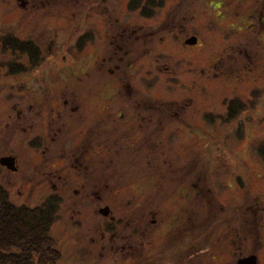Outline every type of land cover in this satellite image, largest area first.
<instances>
[{"label": "rangeland", "instance_id": "obj_1", "mask_svg": "<svg viewBox=\"0 0 264 264\" xmlns=\"http://www.w3.org/2000/svg\"><path fill=\"white\" fill-rule=\"evenodd\" d=\"M258 1L250 11H245L250 1L244 3L246 17H256L244 21L237 0H158L159 8L155 5L148 12L150 18L140 10L149 0H140L137 10L130 6L131 0H27L25 4L0 0V40L11 34L33 41L42 51L35 71L15 76L9 74V65L28 66L29 58L0 46V159L14 155L19 160L15 172L0 164V183L18 206L33 208L53 196L60 198L58 218L51 228L62 256L59 264H173L178 231L182 245L196 243L195 258L184 259V264H237L262 246L263 239L256 242L255 234L239 232L237 227L242 217L255 221L246 208L257 198L264 209L261 182L249 196L243 188L233 187L235 175L241 169L246 172L244 165L257 172L250 155L264 144V28L257 20L264 14V1ZM82 37L85 42L80 47ZM192 37L197 44L187 45L185 41ZM241 48L254 56L252 72H248V60H241V80L235 72L216 69L219 59L227 62ZM227 79H232L231 86L224 82ZM208 81L218 90L211 97ZM236 98L248 102L241 122H221L227 110L224 103ZM172 113L179 115L173 121L168 118ZM206 113L217 115V120L206 121ZM139 114H148L154 120L151 126L160 119L165 127L170 122L169 129L159 133L160 125L151 139L158 147L157 153H147L149 164L145 159L140 162L146 155L143 151L133 153L142 138L130 135L126 143L121 129L125 122L118 123L120 118ZM64 119L70 124L50 145L47 159L65 152L80 157L84 143L100 141L99 157L97 152L86 157L87 165L95 158L90 165H94L95 180L89 185L87 179L74 180L77 174L88 173L82 167L70 169L77 159L74 154L67 155L68 170L64 169L74 176L56 184L57 176H64L60 169L64 163L59 161L55 169L47 167L45 154L35 152L39 137L53 135ZM108 128L117 132L99 131ZM146 133L149 136L152 131ZM79 134L84 142L78 141ZM105 145L115 146L108 155ZM154 163L158 169L151 168ZM191 168L185 189L188 192L189 184L196 182V191L188 200L178 198L175 180L184 178ZM160 177L164 183L158 195L154 184ZM148 178L153 197L137 200L142 189L148 190L142 186ZM159 204L164 205L158 208ZM105 208L111 215L100 213ZM189 217L193 228L183 236ZM129 242L136 250L124 249Z\"/></svg>", "mask_w": 264, "mask_h": 264}, {"label": "flooded vegetation", "instance_id": "obj_2", "mask_svg": "<svg viewBox=\"0 0 264 264\" xmlns=\"http://www.w3.org/2000/svg\"><path fill=\"white\" fill-rule=\"evenodd\" d=\"M18 1H20V3H24L25 4V2H27V0H18ZM246 1H250V6H249V8L248 9H246L245 11H250L251 9L252 10H254V9H256L255 7L257 6V4H259L260 2L258 1V0H237V2L238 3H240V5H241V7H242V9H241V12H240V15L242 16V18H243V20L245 21L246 19H248L247 17H246V15H248V14H246L245 13V11L243 10V8L245 7L244 6V3L246 2ZM255 1V2H254ZM264 1V0H263ZM254 2V3H253ZM242 3V4H241ZM262 7H264V3H263V5H261ZM264 9V8H263ZM264 14H263V16L261 15L257 20H259V22L263 25V28H264ZM256 19V17H254V18H250V19H248V20H255ZM149 35H146L145 36V38H147ZM1 41V40H0ZM31 41V40H30ZM187 41V40H186ZM186 41H185V43H186ZM113 43V42H112ZM36 44V43H35ZM0 46H1V43H0ZM254 49H252V51H253ZM251 51V52H252ZM130 53V52H129ZM128 54V53H127ZM253 55H250V51H249V49H245V48H241V49H239V50H237V52H236V54L235 55H229L228 56V58L229 59H227V62H225V58L224 57H222L221 59H219L218 61H217V63L216 64H219L217 67H216V69H223L224 70V72L225 73H231V72H235V76L237 77V78H240V80L241 79H243V76H239V74H242L243 75V72L242 71H240V63H241V60H248L249 61V63H248V68L247 69H249V71L248 72H252L253 70H252V66L254 65V60H253ZM120 61H122V59H120ZM225 63V64H224ZM224 64V65H223ZM225 66V67H224ZM127 67L128 68H131L132 67V63H129V65H127ZM26 69H28V71L27 72H25V73H31V72H33V71H35L36 69L35 68H31V66L30 65H28V66H26ZM21 73H18V74H16L15 76H17V75H20ZM24 74V73H23ZM216 76H218V74H216ZM208 79H213V78H210V75H209V77H207ZM232 79H227L226 81H224V82H227V81H229L230 83H228L229 84V86H231V84L233 83L232 81H231ZM235 82H237V80H235ZM126 86H128V87H131V88H133L132 86H131V83L130 82H127L126 83ZM207 89H208V95L211 97L212 95H213V93L215 92V93H217L218 92V90L216 89V87L213 85V82H211V81H208V85H207ZM234 90H236V88L234 87V88H232L231 89V87H230V91H234ZM250 98V97H249ZM247 99V100H249V101H251V100H253V90L251 91V99ZM247 100L245 101V100H243V99H241V98H236V99H233V100H231L230 102L229 101H225L226 103H224V104H226V107H227V110H226V112H225V114H222L221 115V122H225L226 124L227 123H232V122H235V121H238V123H240L241 122V118H240V115L241 114H243L244 112H245V106L248 104V102H247ZM144 103H146V102H144ZM148 103V102H147ZM232 103H236V105L238 106L235 110H231L230 111V107H231V105H232ZM65 105H66V103H65ZM146 105V104H145ZM143 103H142V106H145ZM249 110V109H248ZM148 114H146V115H144V114H139L138 116H136L137 118H135V116L133 117V118H129V119H127V120H124L123 118H120L119 119V122L118 123H124L125 122V125L123 124V125H121V129L123 130L122 131V133H124V134H126L125 135V138L123 139L124 141H126V143L128 142V138L130 137V135H133V136H136L137 138L139 137V139L140 138H142L141 140V143H140V145L139 146H137V148H136V150L133 152V153H136L137 151H143L144 152V154H146L145 156H141L140 157V162H142L143 161V159H145L146 161H148V164L149 163H152V162H150L148 159H149V157H148V155H147V153L149 152L150 154H152V153H154V151H156V153H157V150H155L157 147H158V144L157 143H154V142H152L151 141V139L155 136V135H157V133H158V127L160 126V125H163V122L161 121V119L160 120H158L157 122H158V124L157 125H152L151 126V123L152 122H154V120L149 116H147ZM237 115V116H236ZM177 116H179L177 113H172V114H170V115H168V118L169 117H171V121H173V119L175 120L176 119V117ZM205 120L206 121H208V122H210L209 120H213L214 119V121L215 120H217V115H214V114H212V113H206L205 115ZM111 118V117H110ZM166 118V117H165ZM115 118H114V116H113V119H112V121L114 120ZM66 119H64L63 120V122H65V123H62V126L61 127H59L58 128V130H54L55 132L53 133V135H51V136H48V137H44V138H42V137H39L40 139H39V147L38 148H36L35 149V152L36 153H38L39 154V152H40V154L39 155H41L42 156V154H45V156H44V158H46L45 159V163H46V166L47 167H50V168H53V169H55V165L56 164H58L59 163V161H62L63 163V165H62V167L60 168V169H62V173L64 174V176H62L61 174L60 175H58L57 177H58V179H57V183L56 184H59V181L60 182H64V183H67L68 181L66 180V178H72L74 175H73V173L72 172H70L69 174L66 172V170H64V169H67L68 170V168L66 167L65 168V164H66V157H67V155H69V157L71 156L72 157V154H74V153H76V152H65L62 156H57V155H53V157L52 158H49V159H47V152H49V150H51L50 149V145H52V143H55V142H57V140H58V138H59V136L60 135H62L63 134V132H64V129L67 127V126H69L68 124H70V122H68L67 123V121H68V119L65 121ZM112 121H110V124L112 123V124H114L115 123V121L114 122H112ZM124 121V122H123ZM213 121V122H214ZM241 125H243V126H245L244 124H241ZM166 126L167 127H165L164 125H163V127L159 130L160 132L159 133H162V132H164V130H165V128H168L169 129V126H170V122H167V124H166ZM77 131V130H76ZM75 131V132H76ZM81 133L83 132V131H81V130H79ZM99 131H105V132H107L108 134L109 133H112V132H114V131H116L117 132V130H116V128L115 129H110V128H108L107 130H99ZM98 131V136H100V133L101 132H99ZM149 132V131H152V133L149 135V136H147V133L146 132ZM172 131H174V129L172 128ZM170 132V131H169ZM245 133H246V129H245ZM163 134V133H162ZM80 135V134H79ZM126 136H127V138H126ZM42 138V139H41ZM82 138H85L83 135L81 136H79V139H78V141H81V142H84L85 140L84 139H82ZM129 139H131V138H129ZM136 139V138H135ZM35 140V139H34ZM108 141H110V139H107ZM114 140H116V139H114ZM146 140V141H145ZM137 141V140H136ZM145 141V142H144ZM115 142H117L118 143V141L116 140ZM179 142V141H178ZM151 143V144H150ZM126 145V144H125ZM124 145V146H125ZM179 146H181V144H180V142H179ZM115 147V146H114ZM114 147H109V149H108V146H106L105 145V148L103 149L105 152H106V154L108 155V154H110L111 153V150L112 149H114ZM123 147V146H122ZM132 147H134V146H130L129 148H132ZM81 148H82V153H81V155H80V157H77L75 154L73 155V157H75V158H77L74 162H72V166L70 165V169H76L77 170V168L76 167H82V168H84L85 170H87L88 171V173L86 174V175H84V173H83V175H79V174H77L76 175V177L74 178V180L76 181V182H80L78 179L79 178H82V180L84 179V180H86L87 181V184L89 185V183L90 182H94V180H95V178H94V172H93V166L92 167H90V165H91V163L93 164H95V162H94V160H95V158H94V156H93V161L92 162H90V163H88V165L86 164L87 162H86V157H88L89 156V154H93V153H96L97 151H99V150H101V145H100V141H99V143L98 144H96V145H90V143L88 142V144H87V146H85V143L81 146ZM81 148L80 149H78V150H81ZM52 150H53V148H52ZM117 150V149H116ZM114 151V150H113ZM117 152V151H116ZM116 152H115V155H117L118 154V152H117V154H116ZM91 154V155H92ZM99 152H97L95 155L97 156V157H99ZM143 154V153H142ZM105 155V154H104ZM8 156H11V155H8ZM8 156H6V157H8ZM13 156V158L15 159V166H18V163H19V160H18V157L17 156H14V155H12ZM250 156H252V158H254V165H255V167H256V169H257V172L256 171H254V172H251L249 169H248V166L247 165H244V167L243 168H245V170H246V172H244V170H242L241 169V172L239 173V174H237V175H235V178H234V185H233V187L235 186V188H237L238 189V191L241 189V188H243V191L245 190V191H248L249 193L247 194L248 196L251 194V195H253V193L255 192V190H257L256 188H257V186H258V182H261L259 185L260 186H262L263 187V189H264V144L263 145H259V146H257L256 148H253V152H252V154L250 155ZM130 157V156H129ZM89 158V157H88ZM157 158H159V155H157ZM65 161V162H64ZM113 161L111 160L110 161V164L112 163ZM172 163V162H171ZM155 164V163H154ZM80 165V166H79ZM237 165V164H236ZM235 165V166H236ZM240 165V164H239ZM111 166V165H110ZM173 166V163L171 164V167ZM109 167V166H108ZM150 167V166H149ZM246 167H247V169H246ZM153 170H155V169H158L159 168V164H155V166L154 167H151ZM181 170H183V168H185V167H182L181 166ZM229 168V167H228ZM227 168V169H228ZM193 168H191L190 170H189V172L185 175V177L184 178H182V179H176L175 181H176V183H177V190L175 191V193H176V195L178 196V198H185V200H188L189 198H190V196H191V194H193L194 193V191H196V188H197V184H196V182H191L190 184H189V186H190V189H189V191L187 192L186 191V189H185V178H186V176H188V177H191V175H192V173H193V170H192ZM17 170H18V168H17ZM64 170V171H63ZM79 170V169H78ZM230 170V169H229ZM57 171V170H56ZM256 172V173H255ZM246 173V174H245ZM48 174H50V175H53L52 174V172H49ZM230 174L231 175H233V173H232V171L230 172ZM55 175V174H54ZM69 179V180H70ZM54 180H56V179H54ZM51 181L52 182H54L53 181V178L51 179ZM90 181V182H89ZM143 181L145 182L142 186L143 187H147L148 188V190L146 189V190H143L142 189V191H141V193L138 195V197H137V200L139 199V200H144V201H146V200H148V199H150V198H152L153 197V195L152 196H150V193H149V191H151V189H150V185H149V178L148 179H143ZM106 182H108L109 183V185H110V180H109V178L108 179H106ZM163 183H164V178L163 177H160L159 178V180H157L156 179V181H155V186H157L156 188H157V190H158V195H161V192H162V189H163ZM56 184H54L53 185V187L55 188V190H56ZM134 184V183H133ZM108 186V185H107ZM154 186V187H155ZM85 187V186H84ZM228 187H232L231 186V184H228ZM150 189V190H149ZM258 191H260V190H258ZM194 195V194H193ZM207 195H210L209 194V192H208V194ZM174 197H176L175 195H172V199L174 198ZM256 197H257V195H256ZM256 197L254 196V198L256 199ZM177 198V197H176ZM172 199H171V201H172ZM257 200H258V198H257ZM255 201V202H253L252 204H250L247 208H246V210L248 211V212H252L253 214H252V216H253V218L255 219V221L252 219V220H248V221H244L243 220V217H242V220H241V223L239 224H237V227L240 229L239 230V232H242V231H245V230H247L250 234H255L256 236H255V238H254V240H256V242H260V240L261 239H263L264 240V235L261 233V226H263L264 227V209H262L261 208V206H260V203L258 202V201ZM209 202L210 203H212L213 204V201H212V199L210 200L209 199ZM165 204V203H164ZM164 204H159V206H158V208H162L163 207V205ZM253 205H255L256 207V209L254 208V206ZM242 206H243V203H242ZM182 210H184V208L183 209H181V211ZM158 212H159V210H157ZM158 212H157V215H158ZM111 213H112V211L110 210V214L109 215H111ZM261 214V216H259ZM113 218V217H112ZM193 218L191 217H189V223H190V225L189 226H187L184 230H185V233H184V230H183V232H182V235L183 236H187V234H191L190 232H191V229L193 228V223L191 224V220H192ZM179 220V219H178ZM154 222V221H153ZM195 225V224H194ZM238 232V231H237ZM239 232H238V234H239ZM110 233L111 234H115V228L112 230V231H110ZM181 233L178 231L177 233H175V237H174V239H175V242H174V248H173V250L174 249H176V255L175 256H177V257H175L174 258V262H173V264H184V259H186L187 260V258L189 259V260H193L194 258H195V256H196V252L194 253V251H195V249H196V247H195V245H196V243H192V244H190L188 247H191L190 248V250L188 249V247H187V245H182L181 243ZM132 235H130V236H128V239L130 240V239H132ZM189 238V237H188ZM184 239V238H183ZM190 241H191V238H190ZM264 242V241H263ZM142 247H143V249H144V245H142ZM262 249H261V248ZM124 249L125 250H129V251H131V250H136V246L133 244V243H131V242H129V243H126V245H124ZM192 251H193V253H192ZM264 243H262V246L260 245L259 246V248H258V250L257 251H251L247 256H245V257H241V258H239L238 260H237V264H239V262H240V260H242V259H247V258H250V257H256V264H263V260H264ZM262 254V255H261Z\"/></svg>", "mask_w": 264, "mask_h": 264}, {"label": "trees", "instance_id": "obj_3", "mask_svg": "<svg viewBox=\"0 0 264 264\" xmlns=\"http://www.w3.org/2000/svg\"><path fill=\"white\" fill-rule=\"evenodd\" d=\"M157 1L149 0L140 8V0L137 5V0H131L130 6L135 10L140 8L143 15L150 18L152 13L148 12L153 11L155 5H160ZM155 34L151 33L152 37ZM82 40H85L84 37L79 40L80 47L85 42ZM0 43L4 51L18 52L28 57L31 68L36 69L42 61V51L33 41L21 40L10 34L4 36ZM27 71L26 66L19 62L10 64L8 70L11 75ZM237 107L236 103H232L230 111ZM59 205L60 198L53 196L41 206H18L12 202L9 191L0 183V264H59L62 256L51 236V228L58 218Z\"/></svg>", "mask_w": 264, "mask_h": 264}, {"label": "water", "instance_id": "obj_4", "mask_svg": "<svg viewBox=\"0 0 264 264\" xmlns=\"http://www.w3.org/2000/svg\"><path fill=\"white\" fill-rule=\"evenodd\" d=\"M197 42L196 38H192L187 41V44L189 45H195ZM0 164L4 167H7L10 171L15 172L17 170V167L15 166V159L13 157H5L0 159ZM101 213L104 216H107L109 214V208H105L104 210H101ZM239 264H256V257L247 258L244 260H241Z\"/></svg>", "mask_w": 264, "mask_h": 264}]
</instances>
